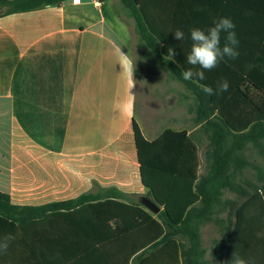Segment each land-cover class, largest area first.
Returning <instances> with one entry per match:
<instances>
[{
	"label": "trees",
	"instance_id": "1",
	"mask_svg": "<svg viewBox=\"0 0 264 264\" xmlns=\"http://www.w3.org/2000/svg\"><path fill=\"white\" fill-rule=\"evenodd\" d=\"M119 1L134 19L141 42L194 98L197 124L212 132L210 168L201 175L199 145L188 131L167 130L150 142L135 125L142 182L147 196L162 207L159 214L144 208L141 196L99 185L76 199L43 207L15 206L0 192V230L21 233L41 264H209L201 226L228 204L231 213L220 221L223 233L214 258L222 264H233L235 258L264 264V187L252 193L241 189V204L222 202L224 190L233 188L231 164L234 170L242 168L247 143L264 139V65L257 63L258 48L246 61L239 43L237 58L225 57L205 71L203 81H184L180 73L192 67L186 63L190 29L207 31L218 16L194 15L185 0ZM69 2L0 0V17ZM177 29L184 31L183 41L174 37ZM169 49L175 56L168 60ZM223 80L229 82L227 92L207 96L201 91V84L215 89Z\"/></svg>",
	"mask_w": 264,
	"mask_h": 264
},
{
	"label": "crops",
	"instance_id": "2",
	"mask_svg": "<svg viewBox=\"0 0 264 264\" xmlns=\"http://www.w3.org/2000/svg\"><path fill=\"white\" fill-rule=\"evenodd\" d=\"M108 1L0 17V192L15 206L73 200L95 185L147 196L135 125L150 142L167 130H186L178 120L173 128L158 104L138 111L131 31L106 12ZM185 8L230 18L242 30L246 61L258 48L264 65V0H185ZM120 50L134 63L132 75L119 64ZM6 235L15 239L0 251L1 264H41L21 233L0 230V240Z\"/></svg>",
	"mask_w": 264,
	"mask_h": 264
},
{
	"label": "rangeland",
	"instance_id": "3",
	"mask_svg": "<svg viewBox=\"0 0 264 264\" xmlns=\"http://www.w3.org/2000/svg\"><path fill=\"white\" fill-rule=\"evenodd\" d=\"M86 1L90 0H84V2ZM114 2L117 3L116 8L124 23L119 22L118 12L113 6ZM106 12L117 19L119 26L125 27L126 23L131 31V38L128 39V42L133 50L138 73V111H141L143 106L150 107L153 104L152 107H154V104H158L160 112L169 113L173 128L177 127L173 121L178 120L179 124L183 125L181 128L186 129V131L193 130L191 134L196 139L200 149L201 175L206 174L213 162L210 155L214 151L212 132L206 130L205 126L202 127L197 124L192 95L183 84L174 79L170 71L161 65L156 55L141 42L134 19L129 16L119 0L108 1ZM110 22L108 20V23ZM241 156L243 158L242 168L234 170L233 164H231L230 174L233 188L224 190L222 202L231 201L241 204L244 201V197L241 196V189L252 193L255 188L264 187V139L257 144L247 143ZM228 213H231L228 204L227 206H220L219 212L215 214L213 220L201 226L202 246L205 250L204 259L209 264H222L214 258L213 253L215 245L222 238L223 231L220 221L225 220Z\"/></svg>",
	"mask_w": 264,
	"mask_h": 264
},
{
	"label": "clouds",
	"instance_id": "4",
	"mask_svg": "<svg viewBox=\"0 0 264 264\" xmlns=\"http://www.w3.org/2000/svg\"><path fill=\"white\" fill-rule=\"evenodd\" d=\"M234 22L227 17H222L213 22V26L207 31L200 28L190 29L191 48L190 52L186 56V63L192 67L186 68L180 73V76L184 81L199 80L203 81L205 77V71H211L216 68L220 61L225 57L229 59H235L239 53L237 51L238 39L236 32L234 31ZM174 37L177 40L183 41L185 39V33L181 29H177L174 32ZM221 33H226L224 37V43L221 45ZM175 56L173 49H169L168 60ZM120 62L122 70L133 74L134 63L120 50ZM201 91L207 95H220L227 92L229 89V82L223 80L217 83L214 89L211 86L200 85ZM194 99V98H193ZM12 235H6L0 240V251L7 252L10 241L14 240ZM233 264H246L243 259L235 258Z\"/></svg>",
	"mask_w": 264,
	"mask_h": 264
},
{
	"label": "water",
	"instance_id": "5",
	"mask_svg": "<svg viewBox=\"0 0 264 264\" xmlns=\"http://www.w3.org/2000/svg\"><path fill=\"white\" fill-rule=\"evenodd\" d=\"M140 203L144 208L155 215L159 214L163 210L162 207L159 206L155 200L149 196L142 197Z\"/></svg>",
	"mask_w": 264,
	"mask_h": 264
},
{
	"label": "built area",
	"instance_id": "6",
	"mask_svg": "<svg viewBox=\"0 0 264 264\" xmlns=\"http://www.w3.org/2000/svg\"><path fill=\"white\" fill-rule=\"evenodd\" d=\"M81 2V0H73L74 4H79Z\"/></svg>",
	"mask_w": 264,
	"mask_h": 264
}]
</instances>
